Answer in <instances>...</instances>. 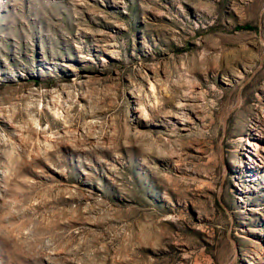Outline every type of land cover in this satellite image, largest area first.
<instances>
[{"label": "rangeland", "instance_id": "374dc122", "mask_svg": "<svg viewBox=\"0 0 264 264\" xmlns=\"http://www.w3.org/2000/svg\"><path fill=\"white\" fill-rule=\"evenodd\" d=\"M0 264H264V0H0Z\"/></svg>", "mask_w": 264, "mask_h": 264}, {"label": "trees", "instance_id": "16d2710c", "mask_svg": "<svg viewBox=\"0 0 264 264\" xmlns=\"http://www.w3.org/2000/svg\"><path fill=\"white\" fill-rule=\"evenodd\" d=\"M243 30H249V27H244V28H242Z\"/></svg>", "mask_w": 264, "mask_h": 264}]
</instances>
